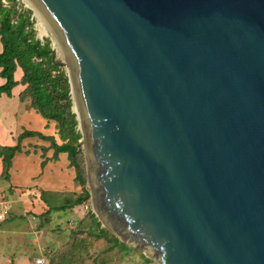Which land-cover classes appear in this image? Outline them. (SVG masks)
<instances>
[{"label": "water", "instance_id": "obj_1", "mask_svg": "<svg viewBox=\"0 0 264 264\" xmlns=\"http://www.w3.org/2000/svg\"><path fill=\"white\" fill-rule=\"evenodd\" d=\"M29 1L99 221L155 264H264V0Z\"/></svg>", "mask_w": 264, "mask_h": 264}, {"label": "trees", "instance_id": "obj_2", "mask_svg": "<svg viewBox=\"0 0 264 264\" xmlns=\"http://www.w3.org/2000/svg\"><path fill=\"white\" fill-rule=\"evenodd\" d=\"M5 1L8 6L0 0V38L3 44V51L0 53V76L6 80V83L0 86V98L3 94L11 97L13 89L19 84L26 86L20 95L21 101L28 102L29 107L44 119L56 123L62 144L59 145L54 138L45 137L39 132L25 131L18 137L15 146L0 145V158L3 164L1 177L10 178L14 158L17 154L23 153V141L39 137L51 142L54 160L62 153L68 156L69 166L75 170V180L84 187L86 179L79 158L82 154L80 139L83 136L78 130L77 115L73 112L69 78L60 64L55 62L50 40L43 42L37 37L32 11L24 8L18 0ZM18 67L24 74L20 83L14 78ZM72 197H76V192L71 194L41 192V199L49 208L41 217H49L54 212L74 210L76 206L88 202L91 193L84 188L81 195L77 198ZM58 199L63 202L61 205H56ZM91 216V236L113 242L114 248H121L126 252L131 250L103 228L95 215L91 214ZM143 258L145 262L149 261L145 256Z\"/></svg>", "mask_w": 264, "mask_h": 264}, {"label": "rangeland", "instance_id": "obj_3", "mask_svg": "<svg viewBox=\"0 0 264 264\" xmlns=\"http://www.w3.org/2000/svg\"><path fill=\"white\" fill-rule=\"evenodd\" d=\"M18 1L24 8L32 11V19L34 20V29L37 33V37L40 40L42 39L41 41L43 42L45 40H50L55 62L60 64L68 76L66 53L61 45L60 48L55 45L56 39L53 33L51 32L49 35L42 37L33 7L31 8L25 0ZM24 108V106L21 107L19 115V124L21 125L22 131L29 129L22 121L24 118ZM78 130L81 133L79 124ZM14 141L16 145L18 143V138L16 137ZM80 143L82 144L80 148L82 154L79 158L86 179L84 187L74 179L73 183L70 184L69 178L72 176L71 171H73V169L71 171L64 169L63 176L66 177V180L62 183L59 182L58 177L61 169H57L56 166H58L60 162L62 163L63 160L54 165L53 171L48 170L47 172V169L42 167L41 163H39L40 160L37 153H33V146H24L23 153L17 154L14 159L10 171L11 177L9 179H0V188L15 184L18 187H29V190H35L37 192L42 189L76 192V197L72 198H77L78 195H81L84 188L91 193L85 152L82 149L85 144L83 137L80 139ZM30 147L31 149L26 152ZM64 160L67 162V159ZM23 192L28 193V190L24 189ZM29 196L36 198V195L33 193ZM62 203L61 199H58L56 205H61ZM75 208L69 212H54L51 216L46 218L31 213L30 219L33 224L32 229L33 231L35 230L41 238L43 237V239H39L38 243H36V241L33 243L32 240L37 238L35 235L30 234L24 242L21 239L13 242L11 238L12 235L9 236V234L5 233L1 235V237L4 238L1 241L4 251L8 254L15 255V257H19L18 263L15 262L14 264H35L36 259L39 258H47L49 264H146L143 258V256H145L143 250L133 248L127 243L122 242L116 235L111 233L102 222L100 223L103 228L107 229L112 236L118 238L122 244L129 246L131 250L126 252L121 250V248H114L112 247L113 242H107L104 239H96L90 235L92 226L91 214L96 216L91 199ZM73 213H76V215H71ZM8 224L3 228H6Z\"/></svg>", "mask_w": 264, "mask_h": 264}, {"label": "crops", "instance_id": "obj_4", "mask_svg": "<svg viewBox=\"0 0 264 264\" xmlns=\"http://www.w3.org/2000/svg\"><path fill=\"white\" fill-rule=\"evenodd\" d=\"M2 51L3 44L0 38V53ZM23 75L24 74L22 69L18 67L14 74V78L18 83H20ZM5 83L6 80L0 76V86L4 85ZM25 89L26 86L19 84L13 89L11 97L3 94L0 98V145L15 146L14 139L16 137L18 138L22 133L25 132L22 131L21 125L19 124V115L22 106L25 107V110L23 111L24 118L22 121L24 122L25 126L29 128L26 131L39 132L45 137L54 138L55 141L59 145H61L62 141L58 135L56 123L44 119L35 110L29 107L28 102L21 101L20 95ZM23 146H33V153H37V156L40 160L39 163H41L42 167L47 169V172L48 170L53 171L54 165L63 160L62 163L60 162L59 165L56 166L57 169H61L60 175L58 177L59 182L62 183L66 180V177L63 176L64 169H67L68 171H71L73 169V171H71L72 176H70L69 178L70 184L73 183V179L75 180V170L74 168L69 166L70 162L68 161V156L62 153L58 156V159L54 160V149L50 147V141L41 139L39 137L28 138L23 141ZM29 149H31V147L28 148L26 152H28ZM64 159H67V162ZM2 173L3 164L2 159L0 158V179H2ZM12 183L14 184L13 181ZM24 189H27L28 193H25L26 191L23 192ZM43 191L71 193L70 191H54L53 189H42L41 191L37 192L35 190H29V187H18L15 184L0 188V204H5L10 208L7 220L0 227V264H14L15 262L18 263L19 259V257H15V255L8 254L4 251V247H2L3 244L1 242L4 239L1 237L2 234L6 233L9 234V236L12 235L11 238L13 242L20 239L24 242L25 240H27V236L30 234L35 235V237L37 238L32 240L33 243H35V241L36 243H38L39 239H43V237L41 238L35 230L33 231V224L30 219L31 213L35 215H42L49 210L48 206L41 200V192ZM31 193L36 195V198L29 196ZM71 215H76V213H73ZM6 224H8V226H6V228H3Z\"/></svg>", "mask_w": 264, "mask_h": 264}, {"label": "built area", "instance_id": "obj_5", "mask_svg": "<svg viewBox=\"0 0 264 264\" xmlns=\"http://www.w3.org/2000/svg\"><path fill=\"white\" fill-rule=\"evenodd\" d=\"M3 4L5 6H8L7 2L3 0ZM10 208L7 207L5 204H0V227L4 224V222L7 220V217L9 215ZM148 262L146 264H155L154 260H151L148 258ZM35 264H49V261L47 258H39L36 259Z\"/></svg>", "mask_w": 264, "mask_h": 264}, {"label": "bare ground", "instance_id": "obj_6", "mask_svg": "<svg viewBox=\"0 0 264 264\" xmlns=\"http://www.w3.org/2000/svg\"><path fill=\"white\" fill-rule=\"evenodd\" d=\"M25 1L31 6V8L32 7L34 8V11L36 13V18H37V21H38V26L40 27V31H41L42 37H45V36L49 35V33H51L52 31L50 30V28L47 25V23L44 20V18L41 16V14L37 11V9L33 6V4L29 0H25ZM55 45L60 48V44L57 41V39L55 41ZM75 110H77V112H79L77 107H75Z\"/></svg>", "mask_w": 264, "mask_h": 264}]
</instances>
